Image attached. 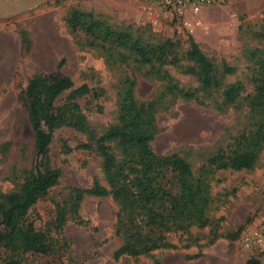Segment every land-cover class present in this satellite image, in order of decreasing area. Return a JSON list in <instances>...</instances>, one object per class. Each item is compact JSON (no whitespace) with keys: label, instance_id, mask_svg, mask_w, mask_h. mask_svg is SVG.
I'll return each mask as SVG.
<instances>
[{"label":"rangeland","instance_id":"374dc122","mask_svg":"<svg viewBox=\"0 0 264 264\" xmlns=\"http://www.w3.org/2000/svg\"><path fill=\"white\" fill-rule=\"evenodd\" d=\"M76 10L90 14L88 25L93 19L106 31H127L145 44L170 41L179 65L143 63L114 38H97L84 26L71 28L68 19ZM12 12L0 16V194L18 190L35 159L22 93L36 74L66 75L75 86L90 87L87 95L69 97L68 91L62 98L80 104L95 135L122 123L126 92L133 89L139 100L158 108V134L152 142L156 153H180L196 172L215 151L235 143L251 97L264 87V73L256 62L264 58V0H224L182 16L156 0H22ZM191 40L221 73L225 66L235 69L211 96L200 91L199 101L169 93L171 84L185 90L199 87L186 71ZM231 83L242 85L243 109L222 104V93ZM86 143L92 148L80 146ZM108 146L122 157L116 141ZM99 154L89 132L71 127L55 131L49 156L62 175L29 211V219L46 231L53 248L48 254H20L23 264H248L255 257L264 264V250H249L244 243L264 220V143L252 168L215 169L208 175L213 197L208 226L172 234L178 248L120 258L114 256L123 240L115 233L118 204L112 195H86L78 209L71 208L74 203L68 207L62 226L56 223L58 204L71 201L73 188L96 181L108 186ZM167 172L166 185L174 187L175 174ZM10 253L0 246V261Z\"/></svg>","mask_w":264,"mask_h":264},{"label":"trees","instance_id":"16d2710c","mask_svg":"<svg viewBox=\"0 0 264 264\" xmlns=\"http://www.w3.org/2000/svg\"><path fill=\"white\" fill-rule=\"evenodd\" d=\"M89 15L74 11L68 19L70 27L77 29L84 26L97 38H114L143 63L179 65V53L170 41L157 45L145 44L134 39L127 31H106L100 22L93 19L89 25L86 24L85 19ZM186 58L190 63L186 71L196 77L199 87L185 90L171 84L169 93L173 97L199 101L200 91L211 96L222 87L225 74L235 71L234 67L225 66L221 73L220 66L194 40H191ZM256 62L264 73V58ZM241 88L240 83L227 85L222 93L223 106L234 105L243 109L239 105L242 100ZM68 91L69 97H73L87 95L91 89L86 84L75 86L72 78L66 75L51 78L36 74L22 93L34 132L35 159L21 187L0 194V246L11 252L0 264H23L20 254H48L53 248L46 231L37 228L35 222L29 219V211L61 178V170L51 163L49 156L55 131L61 127L89 132L90 141H95L103 158L108 186L96 181L90 187L73 188L71 201L58 204L56 223L62 226L68 218V207L74 203L71 208L78 209V202L84 196L112 195L118 204L115 233L123 240L114 252L115 258L178 248L179 244L172 240V234L190 233L193 226H208L211 221L208 209L213 198L208 175L215 169L252 168L264 143V87L251 97L250 105L246 107L245 127L234 137L235 143L229 141L226 147L215 151L199 172L180 153H156L152 142L158 134V108L155 103L146 104L139 100L133 89L126 92L122 123L110 127L101 135L93 134L77 101L68 102V98L63 101L62 97ZM112 141L117 142L122 157L109 149L108 143ZM80 146L92 148L87 143ZM167 171L175 174L177 182L174 187L166 185ZM248 264H260V261L255 257Z\"/></svg>","mask_w":264,"mask_h":264},{"label":"built area","instance_id":"2783aa9c","mask_svg":"<svg viewBox=\"0 0 264 264\" xmlns=\"http://www.w3.org/2000/svg\"><path fill=\"white\" fill-rule=\"evenodd\" d=\"M158 6L172 11L177 15L199 14L205 8L218 5L224 0H156ZM247 249L252 251L264 250V220L260 226L244 238Z\"/></svg>","mask_w":264,"mask_h":264},{"label":"crops","instance_id":"0c3cea01","mask_svg":"<svg viewBox=\"0 0 264 264\" xmlns=\"http://www.w3.org/2000/svg\"><path fill=\"white\" fill-rule=\"evenodd\" d=\"M21 3L22 0H0V16H8L12 14L13 8H18V6H21Z\"/></svg>","mask_w":264,"mask_h":264}]
</instances>
